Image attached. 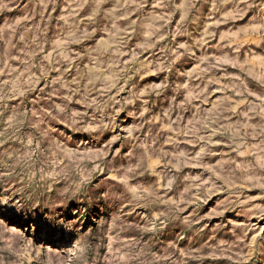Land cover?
Segmentation results:
<instances>
[{
	"label": "clouds",
	"instance_id": "clouds-1",
	"mask_svg": "<svg viewBox=\"0 0 264 264\" xmlns=\"http://www.w3.org/2000/svg\"><path fill=\"white\" fill-rule=\"evenodd\" d=\"M261 41L264 0H0V264H264Z\"/></svg>",
	"mask_w": 264,
	"mask_h": 264
},
{
	"label": "rangeland",
	"instance_id": "rangeland-1",
	"mask_svg": "<svg viewBox=\"0 0 264 264\" xmlns=\"http://www.w3.org/2000/svg\"><path fill=\"white\" fill-rule=\"evenodd\" d=\"M222 27H224V25H219L218 26V28H222ZM213 42H215V41H213ZM261 43V45L262 46H264V41H261L260 42ZM226 67H228V70L229 71H239V69L236 67V66H234V65H225ZM154 77H149V79H153ZM220 95H223V93H220V92H217L216 94H215V96H220ZM191 170H193V171H197V170H199L198 168H193V169H191ZM219 195H223V193H221V194H219ZM217 197H212L211 199H216ZM210 203V202H209ZM208 205H205V207H207ZM213 222H215L214 220H213ZM205 264H231V262H229V261H227V260H216V261H206L205 262Z\"/></svg>",
	"mask_w": 264,
	"mask_h": 264
}]
</instances>
